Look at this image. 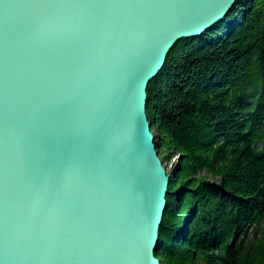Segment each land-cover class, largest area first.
I'll list each match as a JSON object with an SVG mask.
<instances>
[{
  "label": "water",
  "instance_id": "95a60500",
  "mask_svg": "<svg viewBox=\"0 0 264 264\" xmlns=\"http://www.w3.org/2000/svg\"><path fill=\"white\" fill-rule=\"evenodd\" d=\"M238 0H0V264H160L147 86Z\"/></svg>",
  "mask_w": 264,
  "mask_h": 264
},
{
  "label": "trees",
  "instance_id": "16d2710c",
  "mask_svg": "<svg viewBox=\"0 0 264 264\" xmlns=\"http://www.w3.org/2000/svg\"><path fill=\"white\" fill-rule=\"evenodd\" d=\"M168 172L160 264H264V0L177 41L147 86Z\"/></svg>",
  "mask_w": 264,
  "mask_h": 264
},
{
  "label": "rangeland",
  "instance_id": "374dc122",
  "mask_svg": "<svg viewBox=\"0 0 264 264\" xmlns=\"http://www.w3.org/2000/svg\"><path fill=\"white\" fill-rule=\"evenodd\" d=\"M152 134L155 136L154 133H152ZM158 157H159V159L161 160L162 165H163L165 171H166L167 174H168V172H169V171L174 167V165H175V161H174V159H172L171 161H168V162L164 163V162L162 161L161 156H160L159 154H158ZM168 176H169V175H168Z\"/></svg>",
  "mask_w": 264,
  "mask_h": 264
}]
</instances>
